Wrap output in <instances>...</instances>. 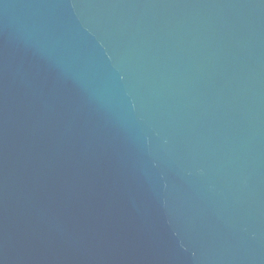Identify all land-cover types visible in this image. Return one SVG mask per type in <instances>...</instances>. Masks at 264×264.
<instances>
[{
	"label": "water",
	"instance_id": "water-1",
	"mask_svg": "<svg viewBox=\"0 0 264 264\" xmlns=\"http://www.w3.org/2000/svg\"><path fill=\"white\" fill-rule=\"evenodd\" d=\"M0 264H264V0H0Z\"/></svg>",
	"mask_w": 264,
	"mask_h": 264
}]
</instances>
